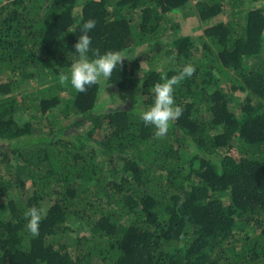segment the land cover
Listing matches in <instances>:
<instances>
[{"label":"trees","instance_id":"obj_1","mask_svg":"<svg viewBox=\"0 0 264 264\" xmlns=\"http://www.w3.org/2000/svg\"><path fill=\"white\" fill-rule=\"evenodd\" d=\"M114 1L140 11V25L115 17ZM187 1L85 0L80 18L78 0L0 3V197L17 191L0 201V264H264V73L253 62L263 51L264 8L247 5L207 25L197 55L192 36L165 43L167 28L150 18L154 7L165 13ZM196 1L206 20L230 0ZM88 19L96 21L91 48L101 53L156 47L134 80L125 61L107 80L139 87L146 102L110 107L99 100V84L86 92L60 84ZM187 64L195 72L173 93L183 115L158 138L138 113L153 103L161 76ZM39 77L34 100L15 90ZM236 91L246 92L240 115L228 108ZM14 94L47 115V131L12 119ZM61 103L68 115L60 120L48 110ZM98 149L110 168L95 162ZM32 206L46 209L37 236L26 228ZM76 220L87 232L75 228L69 247L60 239Z\"/></svg>","mask_w":264,"mask_h":264},{"label":"rangeland","instance_id":"obj_2","mask_svg":"<svg viewBox=\"0 0 264 264\" xmlns=\"http://www.w3.org/2000/svg\"><path fill=\"white\" fill-rule=\"evenodd\" d=\"M85 0H78V2L75 4L73 8V13L77 18L81 17V7ZM5 0H0V3H4ZM196 0H188L186 4L183 6H180L178 8H175L169 12H161L157 7H154V9L150 13L151 22L158 23L161 27L167 28L168 34L164 36H158L161 37V40L169 41L170 39H174L178 35H190L192 36V51L199 55L200 54V42L204 39L203 31L204 28L211 24L216 22H225L231 19L232 17H235L239 14L240 10L244 6H252L257 8H264V0H230L225 1L223 3V10L220 14L214 16L213 18H209L206 20L199 19L198 11L196 8ZM115 1L112 3V6L114 8V15L117 18H125L128 23H130L133 26L140 25L139 21H141V14L140 11H130L127 12V9H124L123 7L116 8L114 7ZM127 12V13H126ZM202 38V39H201ZM161 48V47H159ZM262 52L258 55V57L253 59V62L259 66L264 73V31L262 33V44H261ZM156 49L155 46H153L150 43H146L143 46H137L129 49H124L122 51H119L125 58L123 61H125V71L126 73L131 75V78L134 80L137 76L140 75V73L144 72L148 68V58L152 55V52ZM157 50V49H156ZM212 50V48H211ZM213 51V50H212ZM41 75V74H40ZM42 78H31L27 81H24L19 84L17 88H15L16 91H18L25 100H34L36 98L38 89L40 88V82ZM37 80V81H36ZM45 81V80H44ZM100 85V92H99V100L103 103H105L107 106L110 107H117L122 105L127 99H130L131 104L134 106V104H143L146 102L148 98V94L146 92H142V90L139 87H130V85H127L125 82L116 85V84H109L107 83V80H102ZM20 87V88H19ZM151 90V89H150ZM20 94H14L13 100L15 101L14 104L17 105V109L15 112H13L12 117L13 120H16L19 123L30 121L35 127L40 128L41 131H47L48 129V117L46 114H43L40 112L39 109L33 107L32 105H29L28 103H25L21 101V95ZM65 97H68L69 95L65 92H63ZM230 95L232 97L231 102L229 103L228 108L231 111H234L236 114L240 115V108L239 102L244 98L246 95V92L243 91H236V92H230ZM2 96V93L0 94V97ZM198 97H195L197 99ZM154 101V100H153ZM134 103V104H133ZM264 103V100H263ZM152 104V103H151ZM149 104V106L151 105ZM264 105V104H263ZM32 106V107H30ZM64 104H58L57 106L51 108L48 111H52L58 119H65L68 114V111L64 108ZM70 112H72V108L70 109ZM97 158L95 160L96 163L99 162H106L108 163V154L104 152L101 149H98L97 151ZM143 166L150 165L142 164ZM112 166L108 163V168ZM27 169V168H26ZM24 168V170H26ZM28 187L31 188V182H28ZM16 189L9 188L6 193H4L0 197V201L3 203L7 202L9 199L17 198ZM50 202H53V199H49L48 201L44 202V207H46ZM45 209V208H44ZM70 228L73 229V231H69L64 237L60 239V242L68 244L69 247H71L72 244L75 243V238L77 237L76 232L74 231L75 228H80L84 234L87 232V225L82 220H76L69 224ZM69 250L72 251V248Z\"/></svg>","mask_w":264,"mask_h":264},{"label":"clouds","instance_id":"obj_3","mask_svg":"<svg viewBox=\"0 0 264 264\" xmlns=\"http://www.w3.org/2000/svg\"><path fill=\"white\" fill-rule=\"evenodd\" d=\"M96 26L94 19L86 20L79 28L80 35L74 44L78 58L72 63L66 73H61L59 82L61 85L70 84L77 92H86L91 85L99 84L102 80L111 78L113 71L123 63L125 58L118 51H106L101 53L98 48H91L90 31ZM77 28L69 32H74ZM92 53V58L89 57ZM195 72L191 64L183 66L176 75L161 76V82L153 86L154 101L146 109L138 113L145 125H151L155 129V136L162 138L167 135L171 123L183 115V108L176 104L173 93L185 78H190ZM27 230L33 235L39 234V226L46 216V209L32 206L24 213Z\"/></svg>","mask_w":264,"mask_h":264}]
</instances>
